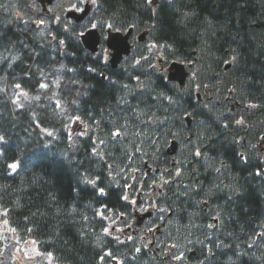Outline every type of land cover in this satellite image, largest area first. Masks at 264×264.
<instances>
[{
	"label": "trees",
	"instance_id": "16d2710c",
	"mask_svg": "<svg viewBox=\"0 0 264 264\" xmlns=\"http://www.w3.org/2000/svg\"><path fill=\"white\" fill-rule=\"evenodd\" d=\"M64 5L0 0V210L45 254L25 258L10 237L0 264H48V252L52 264H264V0H98L72 23L76 35L64 31ZM89 20L145 41L110 69L107 24L95 55L78 38ZM156 53L191 66L184 87L166 80ZM145 163L170 170L168 184L143 182ZM138 192L152 200L149 228L163 224L153 246L104 231L132 220Z\"/></svg>",
	"mask_w": 264,
	"mask_h": 264
},
{
	"label": "snow or ice",
	"instance_id": "6c2138e0",
	"mask_svg": "<svg viewBox=\"0 0 264 264\" xmlns=\"http://www.w3.org/2000/svg\"><path fill=\"white\" fill-rule=\"evenodd\" d=\"M89 2L94 7L97 6V4H98V0H65V5H64V8L62 9V11H66L67 13L83 14V15H77V16H71V15L68 16V22L65 24V27H64L65 32H69L70 30H72L71 26H72L73 21L78 23L80 20H82L84 18L85 15H87V13L85 12V8L81 7V5L86 6ZM149 3H151V0H149ZM49 11H51V9H49ZM55 20L57 23L63 22L60 15H57ZM38 24L44 25L45 20L40 19L38 21ZM106 24H107V22L104 20H97L96 22H92L91 20H89L87 24L80 25L81 31L78 33V38L79 37H86L89 33L95 32L97 29H99L101 32H103L105 30ZM89 25H90V27H89ZM107 30L109 32H111L112 30H115L117 32L120 31V29L115 28V26L113 24H107ZM72 31H73V35H76L74 30H72ZM53 39H56V37L54 36ZM59 43H60V45H64L65 41L63 39H61ZM92 43H99V41L94 40V41H92ZM156 47H157L156 44H152L149 48V51L155 49ZM160 47H164V45H160ZM108 58L109 57H108L107 52L105 50V53L103 55V59L105 62H107ZM137 63H139V61H137ZM90 71H92V69H90ZM16 87L19 88L20 85L17 84ZM40 87L46 88L47 85L41 84ZM21 94L24 95L23 93H21ZM161 96H163V93H161ZM163 98L167 99L169 101V103L172 102L171 97L164 96ZM154 99H156V97H154ZM57 106L59 107V105H57ZM253 107H255V105H253ZM77 119H79V118L77 117ZM236 123L237 124H243V120H237ZM49 135H51V133H49ZM120 135H121L120 131H113L112 132L113 137H117ZM3 142H4V138L0 137V143H3ZM100 143L103 144L104 141L101 140ZM94 154H96L95 151H94ZM200 155H201V153L199 151H197L196 156H200ZM7 167H8V169H11L12 172H16V170L18 169V164L17 163H9L7 165ZM216 171L219 172L220 169L218 168V169H216ZM176 175L179 176L180 172L178 171L176 173ZM256 175L261 176V175H264V173H262L261 171L258 170L256 172ZM85 183L95 184V181L94 180H85ZM165 183H167V181H165ZM102 192H103V190L101 189V193ZM125 199H127V197H125ZM161 211H163V209H161ZM8 215H9V212L7 209L0 210V217H2V219H0V243H3L4 240L9 239L11 237L12 238V245L11 246H15L17 252H23L25 258H30V253L34 254L36 257H40L42 255H45V254L41 253L35 247L37 241L27 240V239L23 240V241L21 240V237L18 233L17 228L10 225ZM215 218L216 217H214V219ZM209 227H211V225H209ZM27 231L29 233H31L32 229L29 228V229H27ZM104 231H105V233H107L108 228H105ZM258 235H264V233H258ZM25 245H31V248L26 249ZM251 246L252 245H249V247H251ZM9 247H10L9 244H4V246L2 248H0V254H3V252L5 250L9 249ZM172 247H176V245H172ZM217 247L219 248L220 245H217ZM105 255H108V253H106ZM213 255H215V254L210 249L209 250V256H213ZM15 258L16 257L13 256V259H15ZM46 258H47L48 264H52L53 256H52L51 252H48L46 254ZM102 259H103V257H102ZM175 259L176 260H182L183 259V253H181L180 255H176ZM208 259H209V257L206 256L205 260L207 261ZM201 264H204V261H201Z\"/></svg>",
	"mask_w": 264,
	"mask_h": 264
},
{
	"label": "flooded vegetation",
	"instance_id": "af4514ba",
	"mask_svg": "<svg viewBox=\"0 0 264 264\" xmlns=\"http://www.w3.org/2000/svg\"><path fill=\"white\" fill-rule=\"evenodd\" d=\"M138 34L139 33H136L133 35V33H132V36L130 38L132 50H133V48L143 44L145 41V38H146L145 33L143 34L144 37L142 39L139 38ZM101 40H102V37H101ZM105 50H106L107 55L109 57L110 53L108 52L106 47L103 49V55L105 53ZM98 52H99V50H98ZM123 60H122V62H123ZM105 63L109 66L108 60ZM161 66H162V64H160V62L157 60V67L159 68L160 71H161ZM162 70H163V68H162ZM186 125H187V127H190L191 124L190 125L186 124ZM166 148H165V150H166ZM164 153H165V151H164ZM179 154L180 153H179V144H178V150H177L176 155L174 157H168L167 156L169 158V163H170L171 168L173 170H175L174 167L176 166L175 157L179 156ZM172 169H171V171H172ZM145 173H146V175H144L143 182L145 181V179L151 180L150 187L153 188L152 190H156L158 184L161 183L162 180L164 183H165V181H167V183H165V184H168V182L170 181V178H168V175L170 174V170H167V169L165 170V173L161 174V176H160V174H159L160 172L156 167L152 168L151 166H149V169L146 170ZM158 179H160V180H158ZM144 198H145L144 192L143 193L138 192V196H137L138 201L137 202H135L134 200L128 201L132 205L131 208H132L133 218H132V220H130V222L128 224H125V225L121 224V222L120 223L115 222L114 223L115 226L112 228L111 236H113L116 239L123 240V241L130 240L131 238L132 239L133 238H140V240L143 241V243H145L146 245L153 246V244L155 242L154 241L155 236L160 233V229L163 226V224L161 226L149 228L148 221L150 220V217L148 219H144V220L138 222V218L140 217L141 214H144L145 212H150V211H152L154 213V209H151L150 208L151 206L149 205V203L152 202V200H148V199L145 200ZM121 220H122V218H121Z\"/></svg>",
	"mask_w": 264,
	"mask_h": 264
},
{
	"label": "water",
	"instance_id": "95a60500",
	"mask_svg": "<svg viewBox=\"0 0 264 264\" xmlns=\"http://www.w3.org/2000/svg\"><path fill=\"white\" fill-rule=\"evenodd\" d=\"M41 6L42 9L45 10L46 6H49L52 4L54 0H36ZM85 12L89 13V7L86 5ZM77 16V15H83V14H77V13H67L65 17L68 19V16ZM87 15L84 16L82 20H80L78 23H81ZM75 22V21H74ZM77 23V22H75ZM132 33V29H129L125 34H122L121 32H109L107 31V38H106V47L110 51V60L109 64L112 69L116 68L118 64L121 62L122 58L125 56H128L130 53L131 46L129 44V37ZM144 35L140 36V39L143 38ZM81 43L87 51L94 54L98 50V45L100 43V36L98 31L89 33L86 37H80ZM98 40L99 43H92V41ZM188 76V73L185 69V66L173 62L170 64L168 69V75L167 79L170 82H176L180 87L184 86L186 78ZM187 123H189V119H186ZM176 142H171L170 147L166 150L167 155L172 156L176 152ZM151 213H145L142 216L138 218V222L142 221L144 219L149 218Z\"/></svg>",
	"mask_w": 264,
	"mask_h": 264
},
{
	"label": "rangeland",
	"instance_id": "374dc122",
	"mask_svg": "<svg viewBox=\"0 0 264 264\" xmlns=\"http://www.w3.org/2000/svg\"><path fill=\"white\" fill-rule=\"evenodd\" d=\"M155 1V0H153ZM90 3V2H89ZM91 4V3H90ZM82 7V5H81ZM153 51L156 52V48L153 49ZM158 53V52H157ZM156 53L155 55V58L160 62V64H162L161 68L164 69V71L166 70L167 66L169 65V63H166V61H163L164 59H162L161 56H159L158 54ZM167 64V65H166ZM234 107V106H233ZM234 109V108H233ZM261 151H264V139L261 140ZM115 221H110L109 224H108V233L111 235V232H112V228L115 226L114 225ZM164 223V222H163ZM26 247H29V249L31 248V245H25V248ZM27 249V248H26ZM34 254L30 253V258L33 256ZM20 264H25L24 261H21Z\"/></svg>",
	"mask_w": 264,
	"mask_h": 264
}]
</instances>
